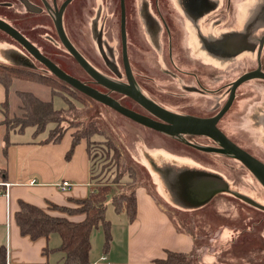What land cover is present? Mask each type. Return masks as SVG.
Instances as JSON below:
<instances>
[{
  "label": "rangeland",
  "instance_id": "obj_1",
  "mask_svg": "<svg viewBox=\"0 0 264 264\" xmlns=\"http://www.w3.org/2000/svg\"><path fill=\"white\" fill-rule=\"evenodd\" d=\"M112 7L109 0H98L97 9L89 20L90 29L86 32L98 56L109 57L119 66V35L114 25L111 29L114 21L107 17ZM136 7L141 21L140 36L153 50L141 58H145L147 64L156 62L151 70L153 79L142 78L149 83L152 93L144 91L143 94L169 111L181 110L178 114L196 117L213 114L225 104L232 84H225L222 96L208 94L198 88L195 76L189 73L196 72L205 80L207 89H215L253 67L247 59H256L264 35L263 27L251 39L254 31L264 26V0H158L155 5L151 0H136ZM28 12L26 3L0 0V19L19 29H22V19ZM106 27L110 28L109 32H105ZM43 31L51 34L43 39L47 50L58 53L53 52L56 56L52 53L54 60L62 64V69L69 75L83 78L85 74L59 45L55 28L46 26ZM167 43L170 44L168 53ZM244 58L247 59L243 61ZM0 64L35 70L52 76L56 83L54 96L50 95L48 87L31 81L13 80L7 94L0 84V103L5 98L8 100L9 115L21 112L18 90L52 100L53 107L62 110L57 124L62 130L67 129L63 136L68 137L66 134L71 130L91 136L94 143L90 145V152L95 155L92 159L95 162L94 184L96 180L97 183H109L111 191L117 194L129 190L131 185L146 188L177 225L179 222L190 227L196 235L193 236L198 247L194 253L196 264H206V257L211 254L216 257L214 264H264V208L256 207L238 195H246L264 206V186L253 174L244 171L235 157L216 150L201 151L184 144V135L177 139L94 102L54 77L42 63L28 58L23 47L2 30ZM96 68L112 77L105 67L106 72L101 66ZM110 69L118 74L116 69ZM238 93L242 96L222 119L221 128L241 147L264 161V117L261 118L264 116V83L250 81L241 86ZM247 96L250 99H241ZM3 114L0 104V120L4 118ZM54 127L53 123L47 124L36 139L47 137ZM1 131L0 127V167H3L5 155ZM33 132L34 127L29 126L21 133H11L12 137L31 140ZM107 139L118 148L119 158L111 156L112 150L106 156ZM199 146L209 147L201 143ZM129 160L134 171L132 179L124 172ZM122 171L124 176L118 180V173ZM201 174L224 177L234 188L230 187L231 192L218 194L202 207H195L197 201L192 189Z\"/></svg>",
  "mask_w": 264,
  "mask_h": 264
},
{
  "label": "crops",
  "instance_id": "obj_2",
  "mask_svg": "<svg viewBox=\"0 0 264 264\" xmlns=\"http://www.w3.org/2000/svg\"><path fill=\"white\" fill-rule=\"evenodd\" d=\"M258 31L259 28L255 33ZM254 60V57L248 59L252 64ZM11 132L8 143H1L5 165L0 167V182L8 183V186L0 187V254L4 255V264H62L64 253L58 250L60 236L51 233L47 238L33 240L22 235L15 221V213L23 201L54 217H63L73 222L85 218L84 214L69 215L53 210L50 204L74 207L70 199H83L89 194L94 183L91 180L87 140H80L66 161L64 157L67 158L71 147L72 130L65 133L68 137L62 136L58 142H46L48 136L37 140L34 132L31 140H21L12 137ZM31 179L36 182L30 184ZM63 180L72 185L62 190L57 184ZM197 182H200L197 196L204 200L208 193V181L199 177ZM135 195L136 216L133 220H129L125 212L116 213L108 202L105 216L110 221L111 239L105 244L102 227L92 230L89 264H156L154 260L164 258L167 251L186 254L196 252L197 243L193 235L185 230L179 231L174 218L146 188L138 187ZM44 248L51 252L43 253ZM215 258L213 254L206 257V264H214Z\"/></svg>",
  "mask_w": 264,
  "mask_h": 264
},
{
  "label": "trees",
  "instance_id": "obj_3",
  "mask_svg": "<svg viewBox=\"0 0 264 264\" xmlns=\"http://www.w3.org/2000/svg\"><path fill=\"white\" fill-rule=\"evenodd\" d=\"M264 57V55H263ZM20 68V69H19ZM13 80L31 81L50 89V95L56 93V83L52 76L42 74L32 69H22L14 65L0 64V83L4 86L8 93ZM20 99V114L10 116L8 111V100L1 103L4 118L0 120L1 138L8 143L9 134L11 131L22 132L26 127H34V136L43 132L49 123L55 124V127L49 131L46 142H58L63 136L65 130L58 126V118L61 111L53 107L52 100H42L32 92L18 91L16 93ZM117 94H111L115 98ZM120 103L121 100L118 98ZM93 101V100H92ZM95 102V100H94ZM61 129V130H60ZM85 131V130H84ZM83 131L72 132V143L67 158L71 156L74 147L80 140H87V152L91 163V180L95 181L94 177V161L95 155L90 152V145L94 143L90 137L81 135ZM111 140L106 141V156L109 150L113 151L111 156L116 159L120 157L118 148ZM114 158V159H115ZM95 159V158H94ZM129 162L125 163L124 172L129 178H133L134 171L129 166ZM240 162V161H239ZM241 163V162H240ZM242 164V163H241ZM242 169L247 168L242 164ZM236 171L237 168L234 167ZM124 172L118 173L119 180L124 176ZM250 172V171H249ZM251 173V172H250ZM3 172H1V175ZM252 174V173H251ZM137 187L130 186L129 190L120 193H113L109 183H97L90 187L89 194L83 199H70L74 207L57 206L50 204L51 209L64 212L66 214H84L85 218L80 222H73L63 217H54L43 211L41 208L31 205L26 202H20V208L15 213V221L22 235H27L35 240L39 237L47 238L51 233H57L61 238V244L58 250L64 253L62 264H89V252L91 250L90 234L93 229L102 227L105 237V244H108L111 239L110 221L105 216V211L108 202L113 206L116 213L125 212L129 220H133L136 216V189ZM264 188V187H263ZM153 196V195H152ZM179 231L185 230L196 236L190 227H184V224L179 223ZM196 244V249H197ZM51 252L50 249L44 248L43 253ZM4 255L0 254V264H4ZM156 264H196L194 253L186 254L181 252L167 251L164 258L154 260Z\"/></svg>",
  "mask_w": 264,
  "mask_h": 264
},
{
  "label": "water",
  "instance_id": "obj_4",
  "mask_svg": "<svg viewBox=\"0 0 264 264\" xmlns=\"http://www.w3.org/2000/svg\"><path fill=\"white\" fill-rule=\"evenodd\" d=\"M70 0H65L55 12V28L60 39L61 44L66 49V51L74 58V60L79 64V66L99 85L107 88L110 91L117 92L126 95L141 107H143L150 115L141 114L130 108H127L120 104L116 99L111 97L107 93H103L97 88L90 86L76 77L69 75L63 69H61L56 63L50 60L48 57L43 55L39 49L29 42L19 31L12 27L7 22L0 19V30L7 33L10 37L15 39L19 44H21L25 49L57 79L66 82L76 90L80 91L84 95L90 97L91 99L110 107L114 111L120 113L121 115L129 118L130 120L139 123L150 129L162 132L164 134L173 136L177 139L185 134L206 136L213 139L219 144V147H204L199 145H193L195 148L202 151H219L230 154L231 156L242 162L260 181L264 186V162H262L257 157L250 154L248 151L237 145L232 141L224 131H222L218 123L223 118V116L229 111L233 102L236 98V93L238 88L252 79L262 78L264 79V71L262 70L261 55L264 47V36L261 39L259 50H258V67L257 69L247 72L240 76L231 87L230 96L223 106V108L212 117H196L189 115L177 114L172 111L165 109L164 107L158 105L157 103L149 100L145 97L134 85L133 77L130 71L129 63L126 54V36H125V16H124V5L123 0H121V38L123 44V62L125 66V73L127 76V83L121 84L112 81L101 73H99L94 67H92L81 54L72 46L69 42L65 32L63 30L61 22V13L64 7L69 3ZM214 152V151H213ZM200 177L207 179L206 196L204 200H200L197 196V189L200 182H197L199 177L196 179V183L193 186L192 192L196 198L195 207H199L202 204L208 203L213 196L222 192H231L229 183L220 176L201 174ZM171 191L174 193L173 187L170 185ZM236 193V192H235ZM245 201L253 204L256 207L264 208V206L254 199L239 194ZM184 200V199H183Z\"/></svg>",
  "mask_w": 264,
  "mask_h": 264
},
{
  "label": "flooded vegetation",
  "instance_id": "obj_5",
  "mask_svg": "<svg viewBox=\"0 0 264 264\" xmlns=\"http://www.w3.org/2000/svg\"><path fill=\"white\" fill-rule=\"evenodd\" d=\"M14 1H16V4H23V3L25 4L26 3V6H27L29 12L27 14H25V18L22 19V29H19L14 25H11V24L10 25L12 27H14L17 31H19L29 42H31L33 45H35L39 49V51H41V53L43 55L48 57L50 60H52L54 63H56L62 69V64H58L59 62L58 61L56 62L54 60V57H52V55L54 53L57 55H58V53L53 51L52 49H49V48H48L49 50L46 49V41L43 39V36H46V35L51 36V34L44 32L43 29H45L46 26H48V27L51 26V27L55 28V24H54L55 12H56V10H58L60 8V6L64 3L65 0H19V1L14 0ZM97 1L98 0H70V2L67 3V5L64 7V9L61 13V22H62L63 30H64L65 35L67 36L69 42L72 44V46L81 54V56H83V58L92 67H94L99 73H101L106 78H108L112 81H115L117 83L126 84L127 83V76L125 73V66H124V62H123V44H122V38H121V0H109L111 2V4L113 5V7L111 8L109 15L107 16L109 19L111 18V22L114 21V23L111 24V29L114 28L113 27V25H114L115 28H117L118 35H119V43H120V56H119V59H120L119 62L120 63H119V66H121L120 69L118 68L119 66H116L113 64V61L111 58H109V57L100 58L98 56L95 48H94V45L91 42L90 37L87 36L88 33L86 31H88L90 29L89 20L91 19V17L95 13V10L97 9ZM157 1L158 0H151V3L155 5ZM123 5H124V16H125V36H126L125 46H126L127 60L129 63V67H130L132 77H133L134 85L143 94L144 91L150 92L151 87L149 86V83L145 80H142V78H144L146 80L153 79V77L151 76V73H152L151 70L153 68V65L155 68L156 62L153 63V65L147 64V61L145 60V58H141V56L144 55V53L152 52L153 50L150 47V45L147 46L146 42L142 41V38L140 36V28L141 27H139V26H140L141 21H140L139 15H137V12H136L137 11L136 0H123ZM51 21H53V22H51ZM261 29H263V26L261 28H259V31ZM256 30L251 35V39H253V35L255 34ZM109 31H110V28L106 27L105 32H109ZM55 34L59 40L58 41L59 45L62 47L64 52L69 54L66 51V49L63 47V45L61 44L60 39H59L58 34H57V31H56V28H55ZM19 45H21V44H19ZM166 47H167V53H168V50L170 48V44L167 43ZM23 49L26 51L28 58L32 59V61H36V62L40 63L25 49V47H23ZM55 54H54V56H56ZM263 55H264V47H263V51H262V55H261L262 70L264 71V57H263ZM73 60H74V58H73ZM110 62H112V64ZM74 63L77 64L78 67L85 74V76H84L85 78L84 77L80 78L79 76H77V79H79L80 81H82V82H84L90 86L97 88L98 90H100L103 93L109 94L110 96L113 93L117 94V95H115V98H118L119 100H121L122 103H120L119 101L118 102L120 104H122L123 106L126 107L128 105H132L137 109L136 112L152 116L143 107H141L139 104H137L135 101H133L132 99H130L126 95L110 91L107 88L99 85L95 80H93L79 66V64L75 60H74ZM247 63L249 64L250 62L247 61ZM95 64H96V66H95ZM250 64H252V63H250ZM252 65H253V67H251L247 72H250V71L257 69V67H258V51H257L256 59L254 60V63ZM99 66L103 67V69H102L103 71H105L104 67L108 71H110L112 77L108 76L106 71L105 72H106L107 76L105 74H103L102 72H100L96 68ZM111 67L113 69H116L118 71V74H115L113 72V70L110 69ZM189 74H192L195 76V84L198 86V88L205 90L208 94L217 93L221 96L223 95L222 94L223 91H221V90L223 89V87L227 86L225 84H228V83L233 84L240 76L243 75V74L240 75L234 81L233 80L228 81L229 79H227L224 82V84L217 86V88H215V89H207L205 80H203L199 74H197L196 72L189 73ZM118 79H119V81H117ZM143 81H145V82H143ZM250 81H257V82L264 83L263 82L264 79H262V78H256V79H252ZM250 81H248V82H250ZM248 82H245L244 84H247ZM244 84H242L241 86H243ZM231 87H232V85H231ZM239 88H238V90H239ZM238 90H237L236 98L233 102V105L235 104L236 99L239 98V96H242L240 93H238ZM230 92H231V89H230ZM150 93H152V92H150ZM229 96H230V94H229ZM229 96H228V98H229ZM145 97H147V96H145ZM147 98L149 100H151L149 97H147ZM228 98H227V100H228ZM241 99H244L246 101V99H250V97L249 96H247L245 98L242 97ZM227 100H226V102H227ZM249 101H247V102L249 103ZM226 102H225V104H226ZM224 105L222 104V106H220L213 114H211L208 117L215 116L223 108ZM233 105L231 106V108L233 107ZM128 107L131 108L130 106H128ZM231 108L229 109V111L231 110ZM131 109H133V108H131ZM180 111L181 110L174 111V112L178 114V113H180ZM224 116H223V118H224ZM263 117L264 116H262L261 118H263ZM222 119L218 123V126L223 131V129L221 128ZM226 135L228 136L227 133H226ZM184 137L186 138V140L183 143L186 145H190L192 147H194L193 145H199L200 143L203 145L209 146V147H211L213 145L215 147H217V146L219 147V144L217 142H215L213 139L206 137V136H197V135L185 134ZM231 140L234 141L237 145H239L235 140H233V139H231ZM205 141H207V142H205ZM208 141L211 142V144L208 143ZM246 151H248V150H246ZM204 152H208V151H204ZM249 153L252 154L251 152H249ZM237 161H239V160L237 159ZM261 161L264 162L263 160H261ZM233 169L235 170L234 167H233ZM233 169L231 168V170H233ZM247 170H249V169L247 168ZM244 171H246V170H244ZM230 187L234 188V187H232V185Z\"/></svg>",
  "mask_w": 264,
  "mask_h": 264
},
{
  "label": "built area",
  "instance_id": "obj_6",
  "mask_svg": "<svg viewBox=\"0 0 264 264\" xmlns=\"http://www.w3.org/2000/svg\"><path fill=\"white\" fill-rule=\"evenodd\" d=\"M35 182H36V181H35L34 179H31L29 183H30V184H33V183H35ZM71 185H72V183L69 182V181H67V180H63V181H61L60 183L57 184V186H58L59 188H61L62 190L67 189V188L70 187ZM3 186H5V187L7 188L8 183L0 182V187H3ZM0 192H1V190H0ZM4 193H6V191H5ZM93 264H96V263H93Z\"/></svg>",
  "mask_w": 264,
  "mask_h": 264
}]
</instances>
